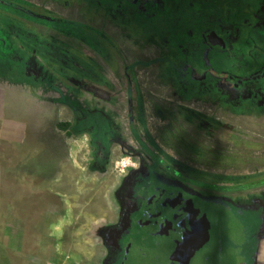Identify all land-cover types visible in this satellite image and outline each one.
I'll list each match as a JSON object with an SVG mask.
<instances>
[{
	"label": "rangeland",
	"instance_id": "rangeland-1",
	"mask_svg": "<svg viewBox=\"0 0 264 264\" xmlns=\"http://www.w3.org/2000/svg\"><path fill=\"white\" fill-rule=\"evenodd\" d=\"M4 1L11 8L0 6V30L10 37L0 34V71L6 69L9 76L10 60H21L23 71L22 64L43 77L42 82L50 84L54 79V89L59 91L61 74L73 78L81 89L72 88L73 96L64 100L81 101L85 112L107 113L115 133L101 165H95L99 150L89 132L68 136L48 122L57 119L56 114L34 113V134L25 137L30 144L16 146L14 157L8 149L5 156L0 154L5 159L0 163L2 172L18 171L13 178H0V264H121L122 258L106 263L105 233L119 214L122 183L141 164L149 168L163 160L165 165L158 170L173 178L180 164L185 178L198 180L194 183L207 198L216 197L217 207L219 196L226 192L219 188L223 192L219 195L216 188L228 184L215 185L219 175L252 178L256 176L253 160L258 162V173L264 174V0H163L166 10L152 5L143 17L134 0ZM20 7L31 12L26 23V17L18 15ZM238 8L237 15L233 11ZM183 10L188 11L185 31L190 34H196L200 25L218 28V16L228 17L227 51L215 50L209 58L211 50L205 47L202 62L192 56L198 43L190 44L187 36L185 47L181 26L169 27L168 20L165 24L166 15ZM122 17L129 20L126 25ZM151 25L155 27L145 33ZM16 27L22 28V35H11ZM4 40L11 50L1 48ZM72 59L82 72L74 69ZM66 62L69 66L63 68ZM182 66L199 74L204 71L209 76L207 85H194L190 71L183 74ZM231 77L244 80L237 84L234 101L219 87L220 82L232 90L227 83ZM54 89L45 90L54 94ZM42 119H46L43 129L38 123ZM87 120L82 116V123L92 124ZM188 145L207 154L198 156ZM22 156L28 165L17 160ZM47 163L49 169L26 185L25 177ZM235 183L237 189L243 187L239 180ZM26 186H35L34 192L28 193ZM226 210L213 213L221 220L223 263L257 264L261 241L259 235L253 236L263 226L252 233L243 223L250 217L255 220L256 212L241 216L232 210L228 222ZM151 243L147 250L134 249L126 264H170L169 242ZM160 251L167 254L161 256Z\"/></svg>",
	"mask_w": 264,
	"mask_h": 264
},
{
	"label": "flooded vegetation",
	"instance_id": "flooded-vegetation-1",
	"mask_svg": "<svg viewBox=\"0 0 264 264\" xmlns=\"http://www.w3.org/2000/svg\"><path fill=\"white\" fill-rule=\"evenodd\" d=\"M134 3L137 4L139 12L146 13L150 11L149 7H152V5L160 9V6L163 5V0H134ZM164 10H166V8ZM212 33H217L219 38L221 37L225 40V48H222V45L219 44L221 43L219 39L213 36H211V38L209 37ZM226 35L227 34H223V32L219 30H209L203 34V38H205L203 45L207 44L208 50H211L212 53L213 51H217L222 54L227 51L228 47L225 39ZM188 75L191 77L194 85L197 86H206L207 80L209 81V76L204 71L202 74H199L196 69H192ZM227 80L229 81L227 82L228 85L233 87L232 90L227 91L226 85L220 82L219 87L224 94L227 93L226 95L230 101H234L237 98L234 92L236 91L237 84L242 83L239 80L235 81L234 77ZM241 81L244 83V80ZM185 90L187 92L190 91L187 90V88ZM159 161L161 162H155L149 168H145V166L141 164L139 170L132 172L122 183V187L117 196V202L119 204L117 214H119L116 217L117 219L115 218L114 224L113 222L108 224V231L105 233L109 247L108 261H106V263L118 262L121 258L123 261L126 248L130 245L127 233H131L136 223L137 225L135 227L146 229L147 226H149L146 230H148L149 237L151 236L154 239L153 243L155 245L157 243L160 244L159 241L162 242V240H167L169 242V249L172 254H176L175 259L173 257L175 255H171L170 252L169 259H173H171L172 261L169 260L170 264H209L210 254L205 252V247L203 249L201 248V244L205 241V228H203V226L209 230H213L211 220H208V217L205 216V207L211 209L215 214L221 213L220 210L224 209V206L230 207L229 209L244 207L246 210H258L264 214V194L252 196L251 205L249 206L244 205L248 200L242 201V199L239 198V193L241 192L244 193L246 190L264 187V174H261V172L258 173L260 169L257 161L253 160V167L251 169L254 170L253 175L256 176L252 178H248L247 175L238 178L236 174L235 177L233 175L218 176L216 180L218 181L217 184L223 182L224 184L228 183L225 187H220L223 185L219 184L216 188L219 195L223 194L222 190L224 191V189H226V194L219 196V201L217 200L219 205H221L220 207L215 205V196L210 195L211 197L207 198L203 193L204 190L194 183L198 180H194L190 175L192 179L184 177L186 173L183 171V167L182 170L180 164H178V166L176 165L177 171H174L172 176L175 178H173L171 176L168 177L164 171L160 172L161 169L158 170L159 166L165 165L162 162L163 160ZM223 166L226 167V165ZM166 168H168V166H166ZM231 168L238 170L235 166ZM200 175L205 176V174L202 173H200ZM236 179L242 183V185H240L243 186L242 188L237 189L239 186L235 183ZM159 190L169 191L164 194L162 193L160 196ZM210 198L213 202H210ZM196 202H200L199 205H195L194 203ZM112 218L113 216L108 217V220ZM127 218H129V221ZM215 219L223 236L221 220L219 216H216ZM199 220L202 223H200ZM152 224H154L155 228L150 227ZM194 225L197 226L195 227ZM160 252L161 256L162 254H167L162 251ZM143 255L146 254L143 253Z\"/></svg>",
	"mask_w": 264,
	"mask_h": 264
},
{
	"label": "crops",
	"instance_id": "crops-1",
	"mask_svg": "<svg viewBox=\"0 0 264 264\" xmlns=\"http://www.w3.org/2000/svg\"><path fill=\"white\" fill-rule=\"evenodd\" d=\"M71 50L75 51V48H72ZM187 57V56H186ZM12 68L9 71V76H7L6 69L5 71H0V154L2 156H5V151L8 149V154L10 157H14L15 147L17 146L20 149L19 145L23 144H30V138L26 139V133L31 134V132L34 131V113L35 112H47V113H54L56 114V118L48 121L49 123H53L56 125L55 128H59V124L61 123H74L76 119L77 112L81 110V101L78 103L75 101L66 102L64 100V96L69 95V90L78 89L81 88L76 85V82L73 78H70L66 75L61 74L60 76V83L63 87L60 88V91L55 90L54 82L55 80L50 79V84L46 81L42 82L44 79L43 77L39 76L37 77L34 75L31 71L28 70V67H26L24 64L23 67L26 69V71H23L21 68V60L18 59H11ZM67 64L64 65L62 63L61 65L63 68L69 66V62H66ZM9 66V65H8ZM7 66V67H8ZM20 66V67H19ZM6 74V75H4ZM59 74V73H58ZM51 78V77H50ZM55 78V75L54 77ZM43 79V80H42ZM52 81V82H51ZM66 81L70 84V87L65 85ZM49 85H52V88H49ZM55 90V93L52 94L49 91L45 90ZM71 95V94H70ZM73 96V95H71ZM63 97V99H62ZM67 114H71L72 117L69 118ZM40 118V117H38ZM38 121V120H37ZM40 124L41 128H45L46 119L39 120L38 123ZM34 134V133H32ZM31 134V135H32ZM40 137V135L38 136ZM43 142V141H40ZM26 146V145H25ZM13 151V152H12ZM12 153V154H11ZM19 157V155L17 154ZM44 157V156H43ZM20 158V157H19ZM17 160L22 165H28L29 160L26 159ZM9 159V157H8ZM46 159V156L44 157ZM10 160V159H9ZM5 161V159H0V163ZM39 161V160H38ZM23 167V166H22ZM49 169V165L44 164L39 166L38 172H35L33 175L26 178V185L31 184L35 177L37 175H42L44 171ZM18 173L17 168L16 172L13 171V169L10 170V173L2 172V168L0 169V178H7L10 176L13 178L14 174ZM23 176V175H22ZM27 176V172L25 174ZM49 176V174H47ZM45 182L47 184H50V179H46ZM35 186H26V191L29 193L30 191L34 192ZM245 190V189H244ZM226 192V189H224ZM264 194V187L246 190L241 193H239V198L242 199V201H247L244 205H251L252 196L254 195H262ZM227 208L225 212V217L228 219L227 221L231 219V214L228 212H231L232 210L239 212V215L244 216L248 215L251 216V212H256L257 217L253 221H251V217L243 222L244 224H248L249 232L252 231L254 233V228L258 229L259 226L262 228L264 227V214L259 212L258 210H246L243 208H232L224 206ZM228 217V218H227ZM238 217V216H237ZM232 221V220H231ZM232 223V222H231ZM250 223V224H249ZM259 235V239L261 241V254L258 257L257 264H264V229L259 231L256 235L253 237ZM252 240V237H251ZM250 240V242H251ZM241 264V263H239ZM243 264V263H242Z\"/></svg>",
	"mask_w": 264,
	"mask_h": 264
},
{
	"label": "trees",
	"instance_id": "trees-1",
	"mask_svg": "<svg viewBox=\"0 0 264 264\" xmlns=\"http://www.w3.org/2000/svg\"><path fill=\"white\" fill-rule=\"evenodd\" d=\"M0 6H9L11 8V4L8 2L6 3L4 0H0ZM137 6V4H136ZM244 6V5H243ZM161 9H165L164 5L160 6ZM180 10V9H179ZM240 10L241 9H237V11H233L235 14H239L240 13ZM6 11H10V10H6ZM19 16L20 17H26L25 20H24V23H26L27 21H29L27 18H28V15L31 14L30 11L20 7L19 8ZM187 12L186 10H183L182 14H177V15H172V13L166 15L167 19L165 21V24H167V20L169 22H171V25L169 27H173L175 26L177 23V25L182 28L184 31L187 30V25L190 21V18L187 16ZM13 13V12H12ZM141 12V14H139L141 17L145 16L146 13H143ZM116 16H120V15H114V17ZM156 18V17H155ZM228 17H225L223 16L222 18H220L218 16V28H214V27H210V26H207V25H200L199 28H198V31L196 32V34H194L193 32L190 34V31H185L186 32V35H185V38L182 40L183 44L185 45V47H187V36L191 39V43L190 44H196L198 43V46L196 49V52L192 54V56H196L199 58V62H202L206 56V53L204 52V48L206 47L207 48V44H204V41H205V38H203V34L205 32H208L209 30H219L220 32H223L225 33L226 31H228L229 29V26L227 24V21L229 19H226ZM149 20H151V18H148ZM154 19V18H153ZM122 23L126 25V21L128 22L129 20L128 19H125V17H122ZM120 20H115V23L120 25ZM244 20V19H243ZM122 24V25H123ZM129 24H127L128 26ZM121 26V25H120ZM23 27H26V26H23ZM152 27H155L154 25H151L150 27L146 28V31L145 33H148V32H151L150 28ZM142 29H145V28H142ZM209 29V30H208ZM208 30V31H207ZM16 33H19L22 35V28H17L14 29L11 33V35H15ZM0 34L3 35L4 37H10V33H6L4 30H0ZM190 34V35H189ZM228 34V33H227ZM8 37V38H9ZM36 39H38V37L36 36ZM1 48H7L9 50L10 47L8 45H4L6 44V40H4L2 43H1ZM107 48V47H106ZM105 48V49H106ZM226 52V51H225ZM190 54V56H191ZM214 53L210 52V55H208L209 58H211ZM188 56V54H187ZM189 58V57H188ZM74 62L72 63L73 64V67L74 69H77L79 71L82 72V68H80V65H78L79 63H76L78 61L72 59ZM187 60V59H186ZM187 64H188V61H187ZM73 67L70 68L72 70ZM128 67V66H127ZM182 68H184L182 66ZM183 74L184 72H189L191 71L190 68L187 69L184 68L183 70ZM192 75V74H191ZM238 80V79H237ZM240 82H242L241 80H239ZM185 89V88H184ZM181 110H184V109H181ZM185 112H187V114L185 115H189V112L184 110ZM92 112V113H91ZM91 112H85V110H80L79 112H77V115H76V119H75V122L72 124V123H61L59 124V129L61 131H65V133L68 135V136H74V134H80V133H84V132H89L91 134V137L93 139V145L94 147L97 148V150H99V152L97 151L96 152V155H97V161L95 165H101L102 163V159H103V155H106V147L108 146V144H110V139L112 136H114V126L111 122V119H110V116L107 115V113H102V114H98L96 113L95 111H91ZM195 115V114H193ZM82 116H84L85 119H88L87 121L88 122H92V124H90L89 126H86L84 123L86 122H83L82 123ZM197 119V117H196ZM183 138L181 135L179 136V139ZM189 149H191L192 153L198 155V156H204L207 154V151L204 150V149H201V148H198V147H195L193 145H188ZM213 156V155H212ZM214 157V156H213ZM105 161V160H104ZM153 168V167H152ZM153 170V169H151ZM152 172V171H151ZM217 182L216 181V185H217Z\"/></svg>",
	"mask_w": 264,
	"mask_h": 264
},
{
	"label": "water",
	"instance_id": "water-1",
	"mask_svg": "<svg viewBox=\"0 0 264 264\" xmlns=\"http://www.w3.org/2000/svg\"><path fill=\"white\" fill-rule=\"evenodd\" d=\"M211 36L221 41V43L219 44L222 45V48L226 47L225 40H223L221 37L219 38L217 33H212L209 35V37L211 38ZM159 191H160V194L159 193L158 194L161 196L162 193L163 194L167 193V191L169 190L167 191L159 190ZM199 203L200 202H196L194 204L199 205ZM205 216L208 217V220H211L213 224V230L211 229L209 230L205 226H203V228H205V231H204L205 241L201 244V248L203 249L205 247V252H208L210 254L209 264H223V236H222V233L220 232L219 225L215 217L213 216V211L211 209L205 207ZM127 220L129 221V218H127ZM199 222L202 223L200 220ZM136 225L137 224L135 223L134 228L130 234L127 233V237L129 238L130 245L127 246L126 248L122 264H126L127 260L130 257L131 252L134 249H139L140 251H143L144 249L147 250L149 249V246L152 244L151 241L154 242V239L151 236L149 237L148 230H146L147 228H149V226H147V228L144 229L142 227H135ZM150 227L155 228L154 224H152ZM136 228L139 230H137Z\"/></svg>",
	"mask_w": 264,
	"mask_h": 264
}]
</instances>
